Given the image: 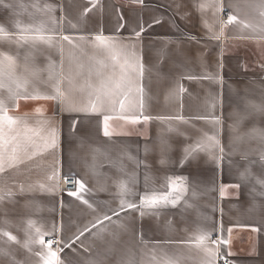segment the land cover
Segmentation results:
<instances>
[{
    "label": "crops",
    "instance_id": "obj_1",
    "mask_svg": "<svg viewBox=\"0 0 264 264\" xmlns=\"http://www.w3.org/2000/svg\"><path fill=\"white\" fill-rule=\"evenodd\" d=\"M209 3L4 0L0 4V26L8 34L0 36V53L15 59L13 78L27 81L22 94L34 88L51 91L45 82L55 71L52 66L61 63L62 48L63 72L71 73L76 84L68 91L69 102L86 105L88 91L81 85L98 83L96 72L108 75L114 64L113 54L95 43L101 34L119 41L117 48H133L142 58L143 114L152 117L133 124L118 118L131 115L120 113L118 104L115 111L106 107L104 113L116 118L109 121L112 135L105 137L100 112L67 111L56 101L14 100L6 69L0 101L8 115L33 128L46 121L47 127L57 130L58 147L55 153L25 157L22 164L0 172V232L16 238L12 242L0 235V264H43L46 246L35 242L25 246L35 239L36 229L46 234L45 240L62 241L60 264H163L169 259L176 264H204L207 256L195 241L201 232L208 234L205 243L210 249H216L214 241L220 238L228 241L220 246L215 264H264V142L259 135L264 132V112L259 110L264 108V0H218L220 10L200 7ZM48 4L55 7L57 19L64 17L59 31L73 36L75 47L62 40L52 46L16 43L15 25L48 20L33 7ZM229 14L236 22L227 24ZM141 25L144 31L137 38L134 30ZM215 35L220 38L214 39ZM179 85L186 91L179 93ZM11 87L15 92V84ZM37 107H42V114L34 111ZM135 112L139 114V107ZM213 117L220 120L218 126ZM217 128L223 159L215 162L209 150H202L181 166L185 150L215 135ZM53 169L58 188L41 191V184L53 183L48 179ZM133 173L135 185L130 182ZM64 176L85 184L83 195L92 208L62 190ZM169 177L186 178L181 183L187 191L175 207L145 210L143 216L134 209L112 214L119 209L120 181L129 182L136 193L125 199L138 203L145 191L167 192ZM105 214L111 220L91 228ZM86 227L91 230L76 239ZM64 241L70 246L65 247Z\"/></svg>",
    "mask_w": 264,
    "mask_h": 264
},
{
    "label": "snow or ice",
    "instance_id": "obj_2",
    "mask_svg": "<svg viewBox=\"0 0 264 264\" xmlns=\"http://www.w3.org/2000/svg\"><path fill=\"white\" fill-rule=\"evenodd\" d=\"M3 2L4 0H0V4H3ZM136 2L143 3V0H136ZM33 7L49 19H40L31 25H21L20 23H17L15 25L16 28L19 29V39L16 41L17 44H35L40 42L52 46L62 40L75 47L73 36L65 35L63 32L59 31L64 17L62 16L57 19L54 16L56 10L55 7L50 4L44 5L43 8L39 5H33ZM200 7L202 9L204 7H212L220 10L218 0H210L209 4H202ZM234 22H236V17L229 14L227 17V24H232ZM156 23H159V21H156ZM49 24H51L52 27H49ZM227 24L221 26V34ZM247 26L248 25H245V27ZM121 27H123V25H121ZM209 30L211 31V29ZM143 31L144 26L141 25L138 31L134 30V34L137 38H139ZM6 35H8L6 30L0 26V36ZM213 38L219 39L220 37L219 35H215ZM95 43L103 46L113 54L112 59L114 64L111 73L108 75H105L100 71L96 72L98 83L93 84L91 82H85L84 85H81V90L86 88L88 91V103L82 107H77L74 103L69 102L68 91L73 89L76 84L75 77L71 73L69 75H65L63 72L62 48L59 49L61 53V63L52 66L55 71L50 72L49 80L45 82L46 87L50 88L51 91L41 92L39 89L34 88L31 93L22 94L20 89L25 88L27 81L25 80L21 82L18 79L13 78L12 74L14 73L16 62L11 55L5 53H0V88L5 87L4 78L6 75L5 70L7 69V75L10 81L8 90L10 96L16 101L19 99L36 102L56 101L67 111H84L92 113L100 112L103 114V134L105 137L112 135L109 128V121L116 118L112 115L104 113V109L106 107L115 111L116 105L118 104L120 113L123 114L126 111L131 113V115H120L118 118L128 120L133 124L138 123L141 119L145 122L152 119V117L143 114L145 94V85L143 81L145 76V67L142 62V58L135 54L133 48H117V45L120 43L119 41L113 40L112 38H106L101 34H97L95 36ZM121 55L123 56L122 62L120 59ZM218 67H222V64L218 65ZM76 75L79 76L81 73H77ZM185 78L194 79L195 77L187 76ZM11 84H15V92H13ZM65 84L67 87H65ZM184 91H186V89L182 85H179L178 92L183 93ZM136 107H139L140 109L139 114L135 112ZM259 110L264 112V108ZM34 111L37 114H42L43 109L42 107H37ZM176 118L181 120L183 119V117ZM198 118L207 119L206 117ZM211 119L214 126H218L221 123L218 118L213 117ZM39 124L40 126L38 128L29 127L26 121H21L8 115L7 107L2 101H0V172H3L6 167H15L18 164H22L25 157L30 160L48 151L55 153L58 147L57 130L54 127H47L46 121H40ZM233 130L235 131V127ZM259 135L261 141L264 142V132L259 133ZM202 150H209V155L215 162H219L223 159L224 148L220 144L218 128L215 135L206 136L203 141H197L194 145L185 150L184 157L181 160V166H183L184 162L188 160L189 157L194 160L196 158V154ZM261 159L264 160V156H262ZM136 163L138 167L140 162ZM161 163L163 164L164 161L162 160ZM62 178L75 185V190L68 191L67 195L75 197L89 208H92V204L89 203L83 195L86 191L85 184L72 176H64ZM48 179L53 183L47 186L41 184L39 188L41 191L54 192L58 188V175L55 169H53L52 174L48 177ZM148 179V176L145 175V188H147ZM185 179L186 178L184 177H169L167 192L158 193L155 191H145L140 194L138 203L133 200L125 199V197L129 195L135 196L136 193L129 187V182L120 181L117 185L119 209L114 210L112 214L118 216L121 212L134 209L140 212L141 216H143L146 214L145 210L165 208L168 206L175 207L182 195L187 191V185L181 183V181ZM130 182L133 185L137 183L135 173L132 174ZM9 195H11V193H9ZM221 195H223V189L221 190ZM105 220H111V216L105 214L102 218L98 217L91 225V228H96L98 224H103ZM29 227H32L31 223ZM90 230L91 229L88 227L82 229L76 239H79L80 235H83L84 232ZM255 230L256 229H253V231ZM0 235L7 237L9 241H16V238L6 231L0 232ZM45 235V233L36 229L35 239L30 238L29 241L26 242L25 246L27 247L28 244L34 242L39 243L42 247L46 246V254H41L43 264H60L58 252L62 251L59 247L62 241L54 238L45 240ZM208 239V234L203 232L195 237L197 246L202 248L207 256L204 264H215V258L220 255V246L228 243V241L224 238H220L214 241L217 245L216 249H210L205 243ZM63 243L65 247L70 246L67 241H64ZM54 244L57 246L55 250L53 249ZM163 264H176V261L169 259L165 260Z\"/></svg>",
    "mask_w": 264,
    "mask_h": 264
},
{
    "label": "built area",
    "instance_id": "obj_3",
    "mask_svg": "<svg viewBox=\"0 0 264 264\" xmlns=\"http://www.w3.org/2000/svg\"><path fill=\"white\" fill-rule=\"evenodd\" d=\"M60 185H61V188L63 191L68 192V191H74L75 190V185L71 182L64 180V179L61 180ZM56 240H58V239H56ZM53 247H56V245L54 244ZM221 264H228V262L224 261V262H221Z\"/></svg>",
    "mask_w": 264,
    "mask_h": 264
}]
</instances>
